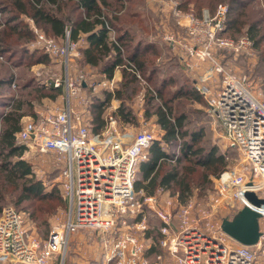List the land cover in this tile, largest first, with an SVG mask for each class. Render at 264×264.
I'll use <instances>...</instances> for the list:
<instances>
[{
  "label": "built area",
  "instance_id": "2783aa9c",
  "mask_svg": "<svg viewBox=\"0 0 264 264\" xmlns=\"http://www.w3.org/2000/svg\"><path fill=\"white\" fill-rule=\"evenodd\" d=\"M170 2L183 31L158 38L192 75L193 89L203 98L206 113L219 124L228 146L237 150V163L212 177V193L205 203L191 196L182 202L165 187L152 194L135 191L138 165L157 139L154 128L144 122L129 137L108 114L103 128L92 132L84 117L87 101L80 94L86 76L74 62L80 55L78 43L69 39L68 30L58 44L33 27L35 39L28 46L55 57L65 69L63 79L55 78L52 84L63 85L66 106L24 120L15 137L25 145V152L30 147L51 151L63 163L59 177L67 207L65 217L40 239L26 225L22 211L3 206L0 264H64L69 236L79 229L99 235L101 264H254L258 254L264 255V203L255 204L245 196L251 191L264 198V102L256 97L246 75L228 71L214 55L218 48L241 52L251 40L225 34L228 7L224 3L213 12L195 15ZM98 84L113 88L114 79L104 77ZM70 98L84 109L73 107ZM244 205L260 214V235L254 245L240 243L221 228L222 218L232 217ZM150 216L158 222L150 224ZM153 228L157 237L148 233ZM152 247L157 250L149 256Z\"/></svg>",
  "mask_w": 264,
  "mask_h": 264
},
{
  "label": "trees",
  "instance_id": "16d2710c",
  "mask_svg": "<svg viewBox=\"0 0 264 264\" xmlns=\"http://www.w3.org/2000/svg\"><path fill=\"white\" fill-rule=\"evenodd\" d=\"M138 1L0 0V210L3 190L8 189L9 184L12 191L19 189L17 205L28 199L46 197L42 182L32 177V165L21 157L25 145L18 143L15 135L21 126L20 118L26 112L23 107L30 108L33 94L36 98H52L62 92L61 85L45 87L33 76L19 82L21 67L49 61L42 49L29 50L21 45L35 39L25 17L56 39H64L67 30L73 41L84 34L87 44L80 48L82 66L96 67L98 73L108 77L117 66L121 67L118 88L114 91L98 89L91 94L93 132L104 126V108L112 97L121 101L120 117L131 120L127 100L142 87L137 72L146 81L143 114L145 118L155 116L162 134L152 141L146 158L138 165L133 184L135 191L142 189L145 194H152L158 187H165L177 193L183 202L191 196L193 188L212 184L211 177L229 167V150L225 153L214 144L201 146V130L187 127L186 98L200 100L201 96L192 84L186 86V79L178 81L174 67H180L176 62L156 61L160 49L146 41L145 25L136 10ZM253 4V0H227L226 32L244 33L253 46L259 48L264 42V14L260 9L255 10ZM110 30L114 31L113 39L109 38ZM15 77V89H11ZM7 105H11L9 110L1 115ZM150 232L158 236L155 228ZM156 250L157 247H152L147 253L151 256Z\"/></svg>",
  "mask_w": 264,
  "mask_h": 264
},
{
  "label": "rangeland",
  "instance_id": "374dc122",
  "mask_svg": "<svg viewBox=\"0 0 264 264\" xmlns=\"http://www.w3.org/2000/svg\"><path fill=\"white\" fill-rule=\"evenodd\" d=\"M170 1L175 2L182 11L192 12L195 15H200L204 10L213 12L219 3L227 5V0H139L136 5V10L139 11L145 25L144 36H158L162 33L183 31L176 17L173 15ZM211 3H214V5ZM253 3L252 6H254V9H260L262 14H264V0H253ZM24 20L30 24L29 27L33 32V27H35L37 31L52 37L37 27L33 22L31 23L29 18L25 17ZM225 34L233 39L246 36L241 32L235 33L234 35L230 34V32H225ZM53 39L58 42V44L63 43V39ZM32 41L33 40L24 41L21 45L27 46ZM162 46L165 47V49H163ZM167 48L168 46L165 42L160 46V53L158 56L162 55L164 60L169 56L166 50ZM214 55L228 71L238 75H246L249 78L254 94L264 102V42L259 48L251 44L238 53L227 48H218L215 50ZM48 57L49 61L44 63V66L33 63L30 66L21 67V80L19 82L26 80L30 76H33L34 80L40 85H42L40 82H49L55 78L59 80L63 79L65 69L60 65L59 60L50 55H48ZM161 59L157 62L161 61ZM74 62H76L79 67H83L80 63V55L74 58ZM178 65L180 67H176L177 74L179 75L178 81L186 79V86H191L192 75L185 72L180 64ZM164 66H166V64ZM178 81H176L175 84H177ZM142 84L143 83H140V85ZM35 95L37 94L35 93ZM32 97L34 105L38 104L43 109L50 106L49 104L43 103L42 97L36 98L34 94ZM133 98L134 96L131 99ZM45 102L48 101L46 100ZM134 106L138 107L136 101L134 102ZM31 108L23 107L26 112ZM186 112L188 115L187 127H196L202 132V138L199 144L203 147L214 144L218 146L219 150L225 153L229 150L227 153L229 157L227 165L231 167L236 164L239 159V154L235 148L231 147V149H229L221 127L206 113L203 98L201 97L200 100L191 99L190 97L186 98ZM144 122L149 125V128H154L157 135V128L150 121L141 120L140 123L137 124V130ZM24 158L32 165L33 179H39L42 182L46 197L28 199L17 205L16 200L19 189L12 191L9 184L8 189L3 190L4 201L3 203L1 202V208L5 205H11L22 211L26 225L30 231L40 239H44L51 225L55 221L62 220L65 217L67 203L62 193V185L59 177L60 167L63 163L58 161L54 152H41L31 147L24 153ZM212 184H206L202 188H193L191 197L205 203L212 193ZM157 222L156 218L150 216V224L154 225ZM100 257V237L96 231L79 229L70 234L65 252L64 264H101L99 260ZM254 264H264V255L258 254Z\"/></svg>",
  "mask_w": 264,
  "mask_h": 264
},
{
  "label": "crops",
  "instance_id": "0c3cea01",
  "mask_svg": "<svg viewBox=\"0 0 264 264\" xmlns=\"http://www.w3.org/2000/svg\"><path fill=\"white\" fill-rule=\"evenodd\" d=\"M31 21V20H30ZM32 23V21H31ZM30 25V24H29ZM109 38L110 39H113L114 38V31L113 30H110L109 33ZM146 38V41H148L149 43H152L154 44L155 46H157L159 49H160V46L163 45V42L162 40H160L158 38L157 35H147L145 36ZM76 42L78 43L77 47L80 51V48L81 47H84L86 44H87V41L85 40L84 38V34H81L80 37L76 40ZM168 46V45H167ZM28 49L31 50V48H29V46L27 45ZM163 49H165V47L162 46ZM167 50V53L169 54V56L167 58H165L166 60H164V58L162 57V55L160 56H157L156 57V61H158L159 59H161V61L163 62V60L167 63H174L175 62L178 64V62L176 61L175 57L173 56V52L171 51L170 47L168 46V48L166 49ZM165 51V50H164ZM80 58H81V51H80ZM36 65H40V66H44V63L43 62H38L36 63ZM60 65H62L60 63ZM168 65V64H166ZM201 69L203 68V65L200 66ZM83 73L85 74L86 76V82L81 86V89H80V94L86 98V101H87V109L85 111V114H84V117L86 119V121L88 122L89 124V128L90 130L92 131V128H91V119H92V115H91V107H90V104L92 103V98H91V94L92 92L94 91H98V89H104V90H108V91H114V89L118 88L119 86V82L122 78V69L120 66H117L114 71H113V74L108 77L106 74L104 73H98L96 67H91L89 65L87 66H83L82 68L79 67ZM176 67H174L175 69ZM171 69L173 70V67H171ZM170 70V69H169ZM15 76H16V72L17 70L15 69ZM70 73L71 74H75L76 71L75 70H70ZM137 76L138 78L140 79V83H143L142 84V87L140 88V90L134 95V98L131 99V100H127V105L130 109V116H131V120H128V121H125L123 120L119 113H118V108L120 106V99L116 98V97H112L108 102H107V105L106 107L104 108V119H105V123H106V116L108 114H112L116 120H117V128L120 132H123V133H126L129 137H132L134 135V133L136 132L137 130V124L140 123L141 120H146V121H150L152 122V124L157 128V139L160 138L161 134H162V129L159 127V125L156 123L155 121V116L154 115H151L149 118H145L144 117V112H143V102H144V98H145V95H146V90H145V85H147L146 81L143 80L140 76V74L137 72ZM112 78L114 79V86L113 88H109L107 86H104V85H101V84H98L100 80H102L103 78ZM15 81L16 80V77L14 78V80L12 81L11 83V89H15ZM52 81H45V82H40L43 86L45 87H49V86H52V87H58V86H54L52 84ZM94 82V84L92 83ZM14 84V85H13ZM61 89H62V92L54 97H47V96H44L42 97V100H43V103H46V104H49L50 106L45 108V109H53V108H63L66 106V98H65V90H64V87L63 85H61ZM48 101V102H45V101ZM137 102V105L138 107H135L134 106V102ZM70 104L77 108L78 110H82L84 109L82 103H79L77 100H75V98H70ZM33 103V100H31L30 102V110H28L27 112L24 113V115L21 116L20 118V123L22 124V122L30 117H36L39 113L43 112L45 109L41 108L40 105L38 104H35L34 106ZM45 105V104H44ZM11 105H7L5 106L3 109H2V114L1 115H4L10 108ZM104 123V125H105ZM103 128V127H102ZM101 128V129H102ZM100 129V130H101ZM0 130H1V118H0ZM93 132V131H92ZM24 153H25V150L24 152L22 153L21 157L24 158Z\"/></svg>",
  "mask_w": 264,
  "mask_h": 264
},
{
  "label": "water",
  "instance_id": "95a60500",
  "mask_svg": "<svg viewBox=\"0 0 264 264\" xmlns=\"http://www.w3.org/2000/svg\"><path fill=\"white\" fill-rule=\"evenodd\" d=\"M245 196L255 204L264 203V198H258L254 192L248 191ZM259 216L260 214L256 210L244 205L232 217H223L221 228L240 243L254 245L260 235Z\"/></svg>",
  "mask_w": 264,
  "mask_h": 264
}]
</instances>
